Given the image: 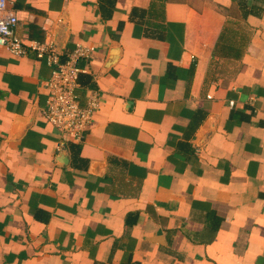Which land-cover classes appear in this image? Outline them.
Returning a JSON list of instances; mask_svg holds the SVG:
<instances>
[{
  "label": "crops",
  "instance_id": "crops-1",
  "mask_svg": "<svg viewBox=\"0 0 264 264\" xmlns=\"http://www.w3.org/2000/svg\"><path fill=\"white\" fill-rule=\"evenodd\" d=\"M77 65L79 140L0 45V264H264V0H7Z\"/></svg>",
  "mask_w": 264,
  "mask_h": 264
},
{
  "label": "built area",
  "instance_id": "built-area-1",
  "mask_svg": "<svg viewBox=\"0 0 264 264\" xmlns=\"http://www.w3.org/2000/svg\"><path fill=\"white\" fill-rule=\"evenodd\" d=\"M16 22L15 14L8 9L7 0H0V45L13 55L22 56L34 51L38 57H46L53 69L44 82L47 98L43 115L49 123L79 140L97 107V98L91 94L87 95L85 104L80 102L76 88L78 74L84 69L76 62L79 58H87L93 48L76 45L61 61L51 43L26 42L17 35L14 29Z\"/></svg>",
  "mask_w": 264,
  "mask_h": 264
}]
</instances>
